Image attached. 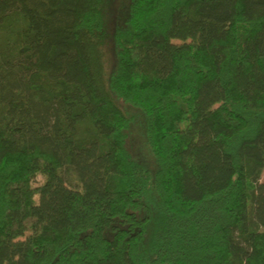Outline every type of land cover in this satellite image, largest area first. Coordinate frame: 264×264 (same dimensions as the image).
<instances>
[{
	"label": "trees",
	"instance_id": "1",
	"mask_svg": "<svg viewBox=\"0 0 264 264\" xmlns=\"http://www.w3.org/2000/svg\"><path fill=\"white\" fill-rule=\"evenodd\" d=\"M104 4L0 0V264H264V0H129L108 80Z\"/></svg>",
	"mask_w": 264,
	"mask_h": 264
},
{
	"label": "rangeland",
	"instance_id": "2",
	"mask_svg": "<svg viewBox=\"0 0 264 264\" xmlns=\"http://www.w3.org/2000/svg\"><path fill=\"white\" fill-rule=\"evenodd\" d=\"M129 0H105L104 12L106 20V35L104 37L101 48L106 80L109 78L110 72L115 66V50L113 43V32L115 28L122 25L128 13ZM124 113L133 118L130 128L127 131L126 146L133 157L149 167L154 168V160L146 145V138L144 133V118L138 109H134L118 101ZM264 176V171L262 177ZM42 180V176L36 175L32 182L38 184Z\"/></svg>",
	"mask_w": 264,
	"mask_h": 264
}]
</instances>
